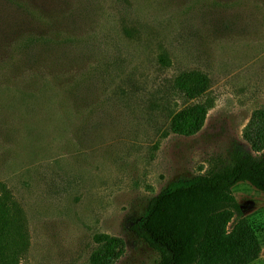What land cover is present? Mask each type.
Instances as JSON below:
<instances>
[{
    "label": "rangeland",
    "instance_id": "1",
    "mask_svg": "<svg viewBox=\"0 0 264 264\" xmlns=\"http://www.w3.org/2000/svg\"><path fill=\"white\" fill-rule=\"evenodd\" d=\"M210 77L205 96L174 87ZM208 100L203 129L173 114ZM264 107V0H0V181L20 202V264H90L98 234L125 240L115 264H154L135 227L150 199L249 145ZM263 242L264 192L233 188Z\"/></svg>",
    "mask_w": 264,
    "mask_h": 264
},
{
    "label": "trees",
    "instance_id": "2",
    "mask_svg": "<svg viewBox=\"0 0 264 264\" xmlns=\"http://www.w3.org/2000/svg\"><path fill=\"white\" fill-rule=\"evenodd\" d=\"M200 70L180 73L175 89L188 100L199 99L210 87ZM212 104L191 103L171 118L173 133L193 136L205 123ZM249 143H235L227 159L205 173L181 178L153 196L136 233L158 253L154 264H251L262 253L255 225L244 215L233 188L248 182L264 192V107L255 110L243 131ZM101 247L90 264H115L124 254L125 240L98 234ZM29 245L26 218L12 189L0 181V264H20Z\"/></svg>",
    "mask_w": 264,
    "mask_h": 264
}]
</instances>
